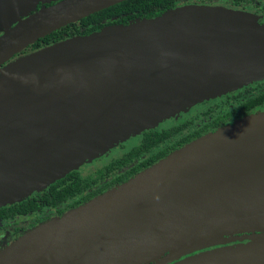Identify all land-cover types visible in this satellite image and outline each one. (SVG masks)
Masks as SVG:
<instances>
[{"label": "water", "instance_id": "95a60500", "mask_svg": "<svg viewBox=\"0 0 264 264\" xmlns=\"http://www.w3.org/2000/svg\"><path fill=\"white\" fill-rule=\"evenodd\" d=\"M50 1L0 0V66L124 0H57L20 19ZM175 8L60 40L2 71L0 207L176 107L264 72V28L247 14ZM242 232L264 238V114L203 135L40 223L0 250V264H264V244L205 249Z\"/></svg>", "mask_w": 264, "mask_h": 264}, {"label": "flooded vegetation", "instance_id": "af4514ba", "mask_svg": "<svg viewBox=\"0 0 264 264\" xmlns=\"http://www.w3.org/2000/svg\"><path fill=\"white\" fill-rule=\"evenodd\" d=\"M241 1L247 2L249 0H233V3L237 4ZM56 2L57 0L44 3L39 2L34 10H31L27 15L22 16L21 19L35 13L41 7L50 6ZM258 8L262 12L260 14L261 19L264 20V6H258ZM263 114L264 77L259 80L253 81L245 86H242L238 90L232 92L227 91L221 94L220 96H217L215 99L211 100L210 103L205 105L203 104L202 108H199L191 118H188L182 122L173 124L168 127L150 128L143 130L142 133L139 135L136 144L131 146L128 150L123 151L119 156L111 159L107 164H105L103 169L99 170V172L102 171V173H98L88 179L83 176L78 169H75L91 185L90 187H88V189H86L84 193H81L77 197L65 201L60 206H45L41 210L30 212L28 214L16 215L14 217L4 218L3 220L1 219L0 250L4 249L8 244L10 245L14 241H16L29 228L35 227L40 223H43L54 217L61 216L65 212L84 204L86 200H83V198L88 193L92 194V192L94 191L92 194L93 198L98 195H101L102 193H105L106 191L116 187L117 185H120L121 183L129 180L130 178L137 175L139 172L150 167L151 165L163 159L170 153L180 149L181 147L187 145L195 139H198L199 137L208 133H213L219 130L220 128L234 125L242 119ZM163 130L169 131L163 138L159 139V141L155 144H152L148 149L143 150L140 154L132 156L130 165H121L120 167L113 168L111 170H106V166L110 162L122 157L125 153L131 151L132 148L138 146L143 140L144 133L150 131L161 132ZM161 150H166L165 154L151 162V157H153L154 154L159 153ZM133 167L137 168L134 173L130 174L125 179L114 180L115 173H117L116 175H119L121 173H125L126 170H130ZM35 193L31 195H34ZM32 218L34 221L31 220ZM31 222L33 223L31 224ZM8 224L13 225V228L8 230L6 228L7 226H9ZM259 233L260 232H242L234 234L233 237L235 238V240H229V243L226 245H244L247 241L254 239L245 238L246 236ZM164 255H162L161 257H163ZM154 262L155 261H150L147 264H153Z\"/></svg>", "mask_w": 264, "mask_h": 264}, {"label": "trees", "instance_id": "16d2710c", "mask_svg": "<svg viewBox=\"0 0 264 264\" xmlns=\"http://www.w3.org/2000/svg\"><path fill=\"white\" fill-rule=\"evenodd\" d=\"M187 1L188 0H124L54 30L30 44L27 48L34 49L42 45L58 42L67 37L90 34L91 32L110 24H126L130 20L136 18L155 17L170 8L185 4ZM168 131L169 130H163L161 132L150 131L144 133L143 140L138 146L132 148L131 151L125 153L122 157L110 162L106 166V170H111L120 167L121 165H130L132 156L140 154L143 150L148 149L152 144H155L159 139L163 138ZM165 151L166 150H161L159 153L154 154L153 157H151V162L156 158L163 156ZM136 167L126 170L125 173L119 175H116L117 173H115L114 180L125 179L127 176L135 172L137 169ZM99 173H102V171ZM90 186L91 185L77 170H72L64 177L51 183L42 191L36 192L34 195L17 203L0 207V220L38 211L45 206H60L65 201L84 193ZM92 194L88 193L83 198V200H86L85 203L93 198Z\"/></svg>", "mask_w": 264, "mask_h": 264}, {"label": "rangeland", "instance_id": "374dc122", "mask_svg": "<svg viewBox=\"0 0 264 264\" xmlns=\"http://www.w3.org/2000/svg\"><path fill=\"white\" fill-rule=\"evenodd\" d=\"M258 6H264V0H249L247 2L241 1L237 4H234L233 0H188L185 4H181L178 7H176L174 12H189V11H200V10L219 11L220 10L223 12L230 13L234 16H238V17H243L245 14H247L250 19L255 20L256 27L264 28V20L261 19V15H260L262 12L259 10ZM21 17L22 16H20V19ZM68 38L69 37L63 40L66 41V39ZM56 45L57 43H50V44L43 45V46H40L34 49L33 48L23 49L21 52L16 53L14 56L9 58L6 62H4L0 66V75L2 74V71L8 70L10 67H15L21 62L31 58V56H34L36 54H39L40 52L46 51ZM262 77H264V72L261 73V75L259 74L257 76L250 78L243 84L229 90V92L238 90L242 86H245L253 81L259 80ZM221 94L208 97V98L199 99V100H196L190 103H185L183 105L176 107L175 109H173L172 111L164 115L162 118H160L152 126L148 128H144L141 131H138L136 133H130L127 136H125L124 139H120L119 141H116L115 143L110 145L108 148L98 152L97 154L89 158H86L82 163H80L76 167V169H78L83 176L90 179L91 176L98 174L99 170H102L105 164H107L111 159L119 156L123 151L128 150L131 146L136 144V142L138 141L139 135L142 133L143 130L150 129V128L168 127L173 124L182 122L188 118H191L199 108H202L203 104L205 105V104L210 103L211 100L215 99L217 96H220ZM31 220H33V218ZM32 223L33 222H31V224ZM8 225L9 226L6 227L8 230L13 228V225H10V224ZM32 228H29L27 231L31 230ZM228 243L229 242L226 241L223 243L205 247V249L206 248L213 249V248H220V247H235L232 244L226 245ZM255 244H264V238L251 239L247 241L244 245H255ZM238 245H241V244H236V246Z\"/></svg>", "mask_w": 264, "mask_h": 264}]
</instances>
